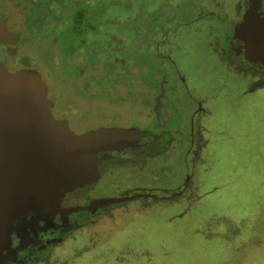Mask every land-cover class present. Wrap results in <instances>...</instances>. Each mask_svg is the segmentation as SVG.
Wrapping results in <instances>:
<instances>
[{"label": "rangeland", "instance_id": "rangeland-1", "mask_svg": "<svg viewBox=\"0 0 264 264\" xmlns=\"http://www.w3.org/2000/svg\"><path fill=\"white\" fill-rule=\"evenodd\" d=\"M242 4L0 0V17L16 36L12 44L0 45V61L10 71H39L49 87L54 116L67 120L76 133L151 127L154 112L147 101L135 98L142 85L150 99L162 88L168 94L163 98L174 112L170 121L177 130L193 109L183 99L189 89L185 79L193 96L205 98L213 113L206 121L208 159L201 169L191 170L194 186L188 200L149 207L134 200L99 217L62 247L69 264L100 260L99 254L110 258L101 264H264V87L246 93L250 78L220 56L230 51ZM201 10L208 14L199 22ZM67 25L75 26V38L67 40V29L64 43L60 35ZM183 151L162 157H168V172L176 178L186 174ZM159 162L149 161L152 167ZM152 174L148 164L117 184L155 185ZM78 252L81 256L74 257Z\"/></svg>", "mask_w": 264, "mask_h": 264}, {"label": "water", "instance_id": "water-1", "mask_svg": "<svg viewBox=\"0 0 264 264\" xmlns=\"http://www.w3.org/2000/svg\"><path fill=\"white\" fill-rule=\"evenodd\" d=\"M246 2L235 32L252 39L260 0ZM15 41L8 21L0 17V45ZM53 106L39 71H10L0 61V254L6 247L16 255L43 244L57 215L68 220L75 212L96 213L151 195L91 199L88 191L109 166L143 165L148 155L166 150L160 136L137 127H98L78 134L67 120L54 116ZM68 197L77 204L66 205Z\"/></svg>", "mask_w": 264, "mask_h": 264}, {"label": "flooded vegetation", "instance_id": "flooded-vegetation-1", "mask_svg": "<svg viewBox=\"0 0 264 264\" xmlns=\"http://www.w3.org/2000/svg\"><path fill=\"white\" fill-rule=\"evenodd\" d=\"M246 1L248 0H242L243 4L238 6L239 16L232 26L233 35L229 40L230 51L225 55L220 54V56L221 60L227 58V61L230 62V67L238 73L250 78L249 88L246 93H253L264 87V0H260L258 15L255 17V22L251 25V29H254V37L252 39L245 33H243L241 38H239V36L236 37L235 32L236 25L243 21L245 11L248 8L249 4L247 5ZM205 4L208 5L207 3H204V5ZM199 12V22H201L205 20V16H202L201 11ZM245 52L249 53L248 59L246 58ZM182 82H184L189 89L191 88V85H188L186 79ZM141 87L140 93L137 92L135 98L138 101H140V98L141 100L143 99L144 102L147 101V105L150 106L155 115V123L144 130L149 131L157 137L160 136L162 145L165 143L167 149L158 155L147 156L143 165L139 163H129L127 165L109 166L96 184L88 191V196L91 199L125 197L138 192H147L151 193L149 197L135 199L145 207L165 202L168 204L171 202H180V199L188 200L186 196L188 192H190L191 187L193 188L194 186V172L192 173L191 170L197 165H199L201 169L208 159L207 149L209 148L210 140L207 135L210 132V126L206 121L213 113H211V110L206 106L205 98L202 101L196 99L189 89L186 93H183L185 103L191 104L193 109L186 113L187 118H184V120L182 119V121L178 123L180 127L177 130L175 122L170 121L173 119L172 113L174 115V112H171L172 109L164 102L163 97L168 96L164 89L156 90L155 93H152L153 96L152 99H150V95L146 94L144 85ZM190 100H192V102H190ZM177 149L184 150V166L186 167V174L180 178H176L174 174L168 172V169L172 167V164L167 161L168 157L162 159L167 153ZM169 157L171 158V162H173L172 154L169 155ZM154 160L160 162L152 167L149 161ZM148 164L155 178V181L151 182L155 183V185L148 184V182L145 181L135 186L120 184L121 187H119L117 182L120 178L124 181L125 175L128 172H141L148 167ZM162 175L163 177H159ZM174 193H177V195L172 196ZM153 194L163 198H154L152 197ZM130 202L112 204L99 209L96 213L75 212L69 216L70 219L68 220H65L62 215H57L54 218L55 225H51L53 230L48 232L42 239L44 240L43 244L39 243L40 245L34 247V249L31 248L30 245V249L27 252H19L16 255L6 247L3 253L0 254V264H54L55 261L59 264H69L70 255L67 254L62 256V254H64L62 252L60 253V251L64 249L62 247L65 246L67 242L75 240V238L78 237V232L86 228L89 223L96 222L99 217L106 216L116 209L128 205ZM74 204H77L75 200H70L69 197L66 198V205ZM32 238L33 230L30 232V239ZM56 239L58 240L56 241ZM17 244L18 242L16 245ZM18 246L20 245L18 244ZM3 255L8 257H1ZM77 256H81V253L78 252L74 254V257ZM58 259L59 261H57Z\"/></svg>", "mask_w": 264, "mask_h": 264}, {"label": "trees", "instance_id": "trees-1", "mask_svg": "<svg viewBox=\"0 0 264 264\" xmlns=\"http://www.w3.org/2000/svg\"><path fill=\"white\" fill-rule=\"evenodd\" d=\"M32 3H34V1H32ZM201 2H198V4H200ZM204 4V3H203ZM49 5V4H48ZM40 6H37L36 8H39ZM205 7H207L206 5H205ZM203 10H201V14H202V16H206V13L207 12H202ZM208 14V13H207ZM199 15V14H198ZM36 23H38V24H41V21H38V22H35V23H33V24H30L31 26H34V25H36ZM75 23H77V22H75ZM74 26V25H73ZM73 26H70V25H67L66 27H65V29H64V32L60 35V38L64 41V43H66L65 42V38H66V36H65V31L67 30V29H69V35H68V37H67V40L68 41H71V42H73L74 41V38H75V35H73L72 34V30H75V26L73 27ZM75 49H73L72 51H74ZM25 68V67H24ZM22 69V68H21ZM217 189V188H216ZM216 189H214V190H216ZM88 249H86V250H83V251H87ZM99 256L101 257L100 258V260H96V259H94V260H90V261H86L84 264H94V263H96V264H101V262L102 261H106V260H109L110 258H106V259H104L103 260V258H104V256H102V255H100L99 254ZM96 261H100V262H96Z\"/></svg>", "mask_w": 264, "mask_h": 264}]
</instances>
